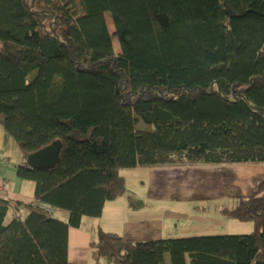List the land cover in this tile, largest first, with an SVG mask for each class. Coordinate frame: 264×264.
I'll return each mask as SVG.
<instances>
[{"label":"trees","instance_id":"16d2710c","mask_svg":"<svg viewBox=\"0 0 264 264\" xmlns=\"http://www.w3.org/2000/svg\"><path fill=\"white\" fill-rule=\"evenodd\" d=\"M0 125L34 184L26 205L0 196V264H76L69 229L125 192L122 169L264 163V0H0ZM56 139L59 163H26ZM263 190L223 208L250 233L98 225L93 248L109 264H264Z\"/></svg>","mask_w":264,"mask_h":264},{"label":"crops","instance_id":"0c3cea01","mask_svg":"<svg viewBox=\"0 0 264 264\" xmlns=\"http://www.w3.org/2000/svg\"><path fill=\"white\" fill-rule=\"evenodd\" d=\"M0 128H2L1 125ZM5 135L6 139L3 133L0 135V196L26 205L32 201L34 184L31 180L21 179L17 176L16 165L21 162L23 155L17 144L11 141L12 138L6 133ZM3 139L15 149L10 150L9 147H2ZM151 168H154L150 169L152 170L151 182L145 184L144 180L140 178V180L142 179L141 190H137V192L131 190L124 181L125 192L113 200L106 201L99 218L82 216L80 225L77 228L69 229L68 259L71 262L76 264H109L104 257L98 256L95 248H93V242L97 239L98 225L103 230L122 235L130 241L167 237V205L157 202L155 199L163 196V193H167V183H157L155 176L164 175L167 179V174L185 176L197 170L206 176L201 181H208L207 177H212V185L214 186L211 187V190L205 189L201 197H222L226 200L229 204H223V206L220 204L217 207L219 212H223L224 207L231 208L235 203L236 195L250 193L257 189L264 180V163ZM122 176L125 178V173H122ZM216 178L220 179L221 185L218 188L215 184ZM223 187H231L233 193H227ZM139 192L143 195L141 196ZM157 193L160 195L156 196ZM261 194L264 195V190ZM52 215H59L55 217L65 219L67 218V211L54 209ZM11 216L9 213L7 220ZM217 222L221 223L222 221ZM225 229L227 230L226 233L232 234L250 233L253 230V223L228 217Z\"/></svg>","mask_w":264,"mask_h":264},{"label":"rangeland","instance_id":"374dc122","mask_svg":"<svg viewBox=\"0 0 264 264\" xmlns=\"http://www.w3.org/2000/svg\"><path fill=\"white\" fill-rule=\"evenodd\" d=\"M105 18L107 20L108 30L112 35L114 50L115 52H118L119 46L117 39L113 37V25L108 12L105 13ZM0 131H2L0 132V135L3 133L5 138L6 135L2 128H0ZM2 141V147H9L10 150L15 149L12 145L10 146L6 140L3 139ZM11 141L16 143L12 139ZM206 166L207 165L190 167ZM150 169L154 168H127L122 169L120 173L121 175L122 173H125L124 181L126 182L127 187L137 192V190H141L140 187L142 179L144 180L145 184L151 182L152 170ZM201 174L202 173L197 172L196 170L194 173L192 172L185 176L167 174V179L164 177V175L155 176L157 183H167V193H163V196L155 198L157 202H162L167 205V237L177 235L189 236L197 234H219L227 232L225 225L228 216H226L224 212H219L217 207H219L220 204L223 206V204L228 205L229 203H227V201L222 197H201L205 189L211 190V187L214 186L212 185V177H207L209 179L208 181H201L203 178H206V176ZM140 178L142 179L140 180ZM215 184L218 188L221 185L220 179L216 178ZM223 189L227 193H233L231 187H223ZM255 190L248 194H238L235 196V199L240 196L252 194L255 192ZM139 194L141 196L143 195L141 192H139ZM159 195L160 194L157 193L156 196ZM57 209L65 211V209L62 208ZM219 220L222 222H217Z\"/></svg>","mask_w":264,"mask_h":264},{"label":"water","instance_id":"95a60500","mask_svg":"<svg viewBox=\"0 0 264 264\" xmlns=\"http://www.w3.org/2000/svg\"><path fill=\"white\" fill-rule=\"evenodd\" d=\"M61 141L56 139L48 145L29 153L25 161L35 169H47L53 167L60 160Z\"/></svg>","mask_w":264,"mask_h":264}]
</instances>
